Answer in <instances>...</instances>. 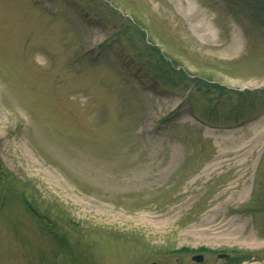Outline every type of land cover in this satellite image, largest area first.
Here are the masks:
<instances>
[{"label": "rangeland", "instance_id": "374dc122", "mask_svg": "<svg viewBox=\"0 0 264 264\" xmlns=\"http://www.w3.org/2000/svg\"><path fill=\"white\" fill-rule=\"evenodd\" d=\"M189 2L198 18L184 0H0V264H196L181 248L264 260L261 101L234 114L236 93L185 99L149 47L189 76L264 89V6Z\"/></svg>", "mask_w": 264, "mask_h": 264}, {"label": "bare ground", "instance_id": "6f19581e", "mask_svg": "<svg viewBox=\"0 0 264 264\" xmlns=\"http://www.w3.org/2000/svg\"><path fill=\"white\" fill-rule=\"evenodd\" d=\"M179 1H183V0H179ZM184 1H187L188 3V5H186V12L187 13H190V15L192 16V17H195V18H198L199 17V15H198V12H195V9H194V7H193V5H192V3L191 4H189L190 2H189V0H184ZM197 28H199V29H201V28H203L204 27V24L201 22L199 25H197L196 26ZM204 30H206V31H208V29H206V28H203ZM202 30V29H201ZM210 30V29H209ZM207 33V32H206ZM208 35L210 34L209 32L207 33ZM142 217H149L148 215H142ZM151 223H155V222H153V220H151L150 221ZM219 230H221V227L220 226H213V227H209V228H205L204 230H202L203 232H205V233H209V234H217L218 232H219ZM195 231V229L192 231V232H194ZM196 231H199V230H196Z\"/></svg>", "mask_w": 264, "mask_h": 264}, {"label": "trees", "instance_id": "16d2710c", "mask_svg": "<svg viewBox=\"0 0 264 264\" xmlns=\"http://www.w3.org/2000/svg\"><path fill=\"white\" fill-rule=\"evenodd\" d=\"M263 3H264V0H262ZM155 52H159V50H157L156 48H153ZM160 60H163L162 57H160ZM195 82L197 83V85L199 86V80L198 79H195ZM211 88H214L216 89V94L219 95V96H223L225 94V92L223 91V87L217 85V84H208Z\"/></svg>", "mask_w": 264, "mask_h": 264}, {"label": "water", "instance_id": "95a60500", "mask_svg": "<svg viewBox=\"0 0 264 264\" xmlns=\"http://www.w3.org/2000/svg\"><path fill=\"white\" fill-rule=\"evenodd\" d=\"M195 260H200V257H194Z\"/></svg>", "mask_w": 264, "mask_h": 264}]
</instances>
